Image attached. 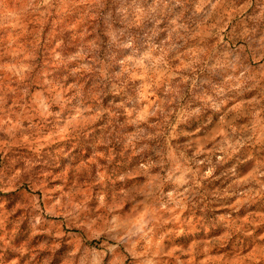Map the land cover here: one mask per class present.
<instances>
[{
    "label": "clouds",
    "instance_id": "9594fccd",
    "mask_svg": "<svg viewBox=\"0 0 264 264\" xmlns=\"http://www.w3.org/2000/svg\"><path fill=\"white\" fill-rule=\"evenodd\" d=\"M0 264H264V0H0Z\"/></svg>",
    "mask_w": 264,
    "mask_h": 264
}]
</instances>
